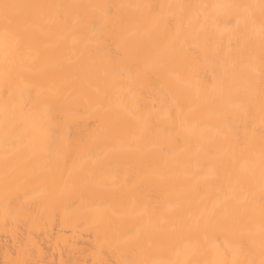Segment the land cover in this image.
Returning <instances> with one entry per match:
<instances>
[{"label": "bare ground", "instance_id": "1", "mask_svg": "<svg viewBox=\"0 0 264 264\" xmlns=\"http://www.w3.org/2000/svg\"><path fill=\"white\" fill-rule=\"evenodd\" d=\"M0 264H264V0H0Z\"/></svg>", "mask_w": 264, "mask_h": 264}]
</instances>
